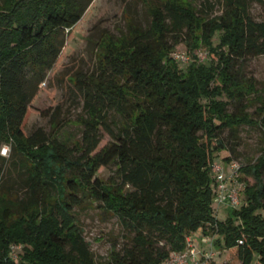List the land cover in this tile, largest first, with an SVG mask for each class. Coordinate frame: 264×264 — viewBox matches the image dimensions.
Masks as SVG:
<instances>
[{
	"label": "trees",
	"instance_id": "1",
	"mask_svg": "<svg viewBox=\"0 0 264 264\" xmlns=\"http://www.w3.org/2000/svg\"><path fill=\"white\" fill-rule=\"evenodd\" d=\"M218 1L221 13L208 19L190 0H166L148 8L146 28L129 25L124 34L102 38L96 71L66 79L83 110L81 139L70 148L41 129L28 135L25 125L85 4L2 0L0 147L24 159L26 177L20 198L0 197V264H162L185 251L198 230L218 236L214 244L222 249H236L240 264H264V149L254 164L239 168L254 183L224 222L213 215L211 171L226 149L225 130L257 126L264 138V100L253 119L246 109L257 90L237 67L264 55V21L249 11L264 0ZM179 44L190 52L204 47L211 64L194 55L181 70L171 56ZM222 96L239 112L228 113L229 103L217 100ZM101 129L111 142L96 152ZM110 166L113 177H95ZM86 200L100 203L123 233L125 243L111 244L101 262L73 212ZM12 245L23 247L19 259L10 257Z\"/></svg>",
	"mask_w": 264,
	"mask_h": 264
},
{
	"label": "rangeland",
	"instance_id": "2",
	"mask_svg": "<svg viewBox=\"0 0 264 264\" xmlns=\"http://www.w3.org/2000/svg\"><path fill=\"white\" fill-rule=\"evenodd\" d=\"M85 4L86 12L82 21L75 26L65 39L62 56L58 66L47 72L46 80L40 85L39 93L31 106L27 118L25 131L28 135L36 129L43 130L50 139H57L69 146L78 143L81 139L82 126L77 122L83 115L82 103L79 96L74 95L72 86L66 82L76 75L88 76L97 69V52L99 42L106 35L118 36L124 34L129 25L146 28L150 23L148 8L162 6L166 0H81ZM194 6L201 10V14L208 19L221 13L222 6L218 0H190ZM2 0H0V5ZM250 16L256 22L264 21V4L252 3L249 6ZM66 31L65 33H67ZM216 34L212 44H218ZM182 55L186 61H176L181 70L197 57L198 62L209 65L211 57L204 47L190 52L185 45L175 47L171 56ZM239 72L244 78H251L255 84L256 94L249 96V105L246 112L253 119L256 118V109L260 107V100H264V55L252 57L237 64ZM257 97V98H256ZM219 101L229 103L228 113H238L239 108L235 102H230L225 96L217 98ZM205 103V100L201 101ZM100 144L96 150L111 142L109 135L100 130ZM220 138L226 149L216 154L214 164L220 165L228 173V164L235 163L239 168L254 164L264 149V138L257 126H241L236 130H225ZM77 154L76 151L73 152ZM78 155V154H77ZM229 160L227 162L226 160ZM24 159L20 155H12L9 145L0 147V197L9 199L20 198L24 193ZM114 176V167H101L95 177L106 182ZM214 180V177H213ZM251 178L238 179V188L241 189L237 196L238 205L233 207L228 204L217 206L215 197L212 200L213 215L224 222L233 208L238 209L244 203V187L252 185ZM74 216L82 237L88 243L89 249L97 262L104 261L111 244L118 243L122 246V231L117 219L100 207V203L86 200L80 207H74ZM206 236L201 230L191 234L190 247L185 253L194 249L197 254L198 264H240L236 249L226 250L214 244L220 238L210 234ZM15 259L23 253V247L12 245ZM10 248V249H11Z\"/></svg>",
	"mask_w": 264,
	"mask_h": 264
},
{
	"label": "built area",
	"instance_id": "3",
	"mask_svg": "<svg viewBox=\"0 0 264 264\" xmlns=\"http://www.w3.org/2000/svg\"><path fill=\"white\" fill-rule=\"evenodd\" d=\"M174 60L179 61H186L187 59L184 58L182 55H174ZM212 174L215 179V201L217 206L222 204H228L233 207L238 205L237 196L241 189L238 188V179L240 177L239 167L235 163L228 164V173H225L220 165L213 164L212 166ZM187 247H190V239L187 238ZM13 247L10 249V257L12 259L16 258L14 251L12 250ZM185 250V251H186ZM185 251L180 253L172 254L168 260L163 262L162 264H198L197 263V254L195 253L194 249H190L187 253Z\"/></svg>",
	"mask_w": 264,
	"mask_h": 264
}]
</instances>
